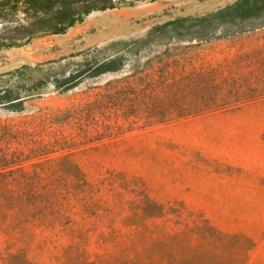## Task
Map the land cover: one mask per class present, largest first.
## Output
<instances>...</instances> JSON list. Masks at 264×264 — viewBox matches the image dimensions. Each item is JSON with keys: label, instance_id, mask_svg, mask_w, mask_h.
<instances>
[{"label": "rangeland", "instance_id": "374dc122", "mask_svg": "<svg viewBox=\"0 0 264 264\" xmlns=\"http://www.w3.org/2000/svg\"><path fill=\"white\" fill-rule=\"evenodd\" d=\"M235 1L125 4L0 50V90L24 98L21 112L0 106V172L28 171L47 156L102 193L117 192L115 222L144 191L169 208L176 252L184 246L205 264H264V28L197 43L169 23ZM110 60L121 64L117 72H88L65 90L68 77ZM24 131L48 144L33 159L13 154ZM104 224H95L98 233ZM69 233L2 228L0 264L19 250L30 264H122L94 237L86 253L64 256Z\"/></svg>", "mask_w": 264, "mask_h": 264}, {"label": "trees", "instance_id": "16d2710c", "mask_svg": "<svg viewBox=\"0 0 264 264\" xmlns=\"http://www.w3.org/2000/svg\"><path fill=\"white\" fill-rule=\"evenodd\" d=\"M143 1L146 0H0V50L17 47L36 35L64 34L91 13ZM169 23L187 29L178 34L185 42L227 39L264 28V0H237L207 15L178 18ZM120 66L119 61L110 60L83 71L80 76L74 74L65 80V90L75 88L76 79L88 72V77H98L117 72ZM74 79L76 81L72 82ZM0 106L18 113L23 111L24 98L13 95L10 90H0ZM18 135L22 149L13 152L17 159L26 151L33 159L48 145L39 146L33 132ZM49 153L46 151L43 155ZM44 159L30 161L28 171L15 164L0 172V229L20 226L59 229L63 234L70 231L63 248L64 256L74 250L86 253L94 237L99 252L115 251L121 256L122 264H205L208 261L203 254L185 251L184 246L176 252L179 232L167 226L173 223L169 208L152 201L144 191L135 193L138 201L123 204L115 222L112 215L117 192L102 193L74 175L67 165ZM76 218L83 224L76 226ZM102 220H105L106 234L96 230L95 224ZM120 229L126 234H120ZM6 263L30 264L20 250L8 252L2 264Z\"/></svg>", "mask_w": 264, "mask_h": 264}, {"label": "crops", "instance_id": "0c3cea01", "mask_svg": "<svg viewBox=\"0 0 264 264\" xmlns=\"http://www.w3.org/2000/svg\"><path fill=\"white\" fill-rule=\"evenodd\" d=\"M239 164V166H241V167H244V165L243 164H241V163H238ZM234 166H238L237 164H233Z\"/></svg>", "mask_w": 264, "mask_h": 264}]
</instances>
